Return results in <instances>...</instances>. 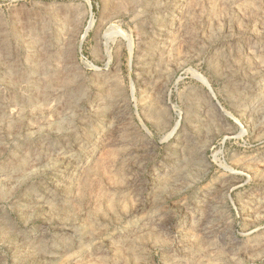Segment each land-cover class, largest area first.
<instances>
[{"label": "rangeland", "instance_id": "rangeland-1", "mask_svg": "<svg viewBox=\"0 0 264 264\" xmlns=\"http://www.w3.org/2000/svg\"><path fill=\"white\" fill-rule=\"evenodd\" d=\"M0 264H264V0H0Z\"/></svg>", "mask_w": 264, "mask_h": 264}, {"label": "bare ground", "instance_id": "bare-ground-1", "mask_svg": "<svg viewBox=\"0 0 264 264\" xmlns=\"http://www.w3.org/2000/svg\"><path fill=\"white\" fill-rule=\"evenodd\" d=\"M203 80L207 82V80L205 78H203Z\"/></svg>", "mask_w": 264, "mask_h": 264}]
</instances>
